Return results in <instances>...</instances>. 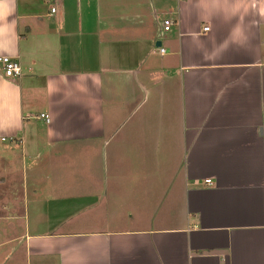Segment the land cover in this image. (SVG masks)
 I'll list each match as a JSON object with an SVG mask.
<instances>
[{
    "label": "crops",
    "instance_id": "obj_1",
    "mask_svg": "<svg viewBox=\"0 0 264 264\" xmlns=\"http://www.w3.org/2000/svg\"><path fill=\"white\" fill-rule=\"evenodd\" d=\"M0 55V264H264V0H0Z\"/></svg>",
    "mask_w": 264,
    "mask_h": 264
},
{
    "label": "rangeland",
    "instance_id": "obj_2",
    "mask_svg": "<svg viewBox=\"0 0 264 264\" xmlns=\"http://www.w3.org/2000/svg\"><path fill=\"white\" fill-rule=\"evenodd\" d=\"M13 161H14V164H16V161H19V159L17 157H15V158H13ZM2 164H3V162H2ZM2 164H0V165H2ZM23 197H24V195H23V189L21 188V184H0V212H2L3 208L19 209L20 204H23L22 203ZM24 224H25V220L21 217L18 221H15L14 229L22 230L24 227ZM6 227H7V221L0 220V240L4 239L6 236L9 235ZM11 244L12 245L16 244V242H12ZM19 251L21 253L23 252L22 249ZM20 252L17 251V253H16L17 257H19L18 254ZM22 254H24V253H22ZM10 261H11V259H9V258L6 259V262H10ZM12 263H13V261H11V264Z\"/></svg>",
    "mask_w": 264,
    "mask_h": 264
},
{
    "label": "built area",
    "instance_id": "obj_3",
    "mask_svg": "<svg viewBox=\"0 0 264 264\" xmlns=\"http://www.w3.org/2000/svg\"><path fill=\"white\" fill-rule=\"evenodd\" d=\"M48 1H52V0H48ZM50 11L54 12L55 11V7L51 6L50 7ZM172 23V20L170 18H165L162 20V29L163 30H168L170 25ZM208 27H203V29H207ZM160 52H163V48L159 49ZM0 64L2 66L3 69V74L7 77H16L20 74V64L19 62L12 58L11 56L8 55H0ZM36 118H40L45 120L46 122L49 121V115L47 113L44 112H40L39 114L36 115ZM207 183H210V180L207 179L206 180Z\"/></svg>",
    "mask_w": 264,
    "mask_h": 264
}]
</instances>
